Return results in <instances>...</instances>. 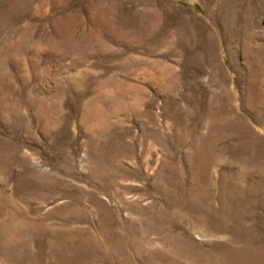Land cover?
I'll return each instance as SVG.
<instances>
[{"label": "rangeland", "instance_id": "374dc122", "mask_svg": "<svg viewBox=\"0 0 264 264\" xmlns=\"http://www.w3.org/2000/svg\"><path fill=\"white\" fill-rule=\"evenodd\" d=\"M0 264H264V0H0Z\"/></svg>", "mask_w": 264, "mask_h": 264}]
</instances>
